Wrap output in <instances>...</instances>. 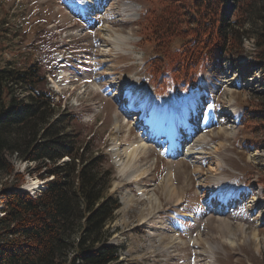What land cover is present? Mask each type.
I'll list each match as a JSON object with an SVG mask.
<instances>
[{"label": "rangeland", "instance_id": "1", "mask_svg": "<svg viewBox=\"0 0 264 264\" xmlns=\"http://www.w3.org/2000/svg\"><path fill=\"white\" fill-rule=\"evenodd\" d=\"M102 1L100 9L92 10L95 13L87 9L95 15L90 23H99V30L86 32L78 26L79 11L84 9L78 0H0V64L37 63L40 87L54 93L56 114L63 117L67 130L88 151L104 154L111 165L108 193L120 206L105 229L111 234L109 242L118 248V261L264 264V122L255 117L257 99L262 101L264 95V68L251 54L252 39L243 41L242 54L224 53L206 68L196 67L189 86L171 85L167 94L155 95L176 107L171 124L180 126L175 129L180 139L186 121L200 127L199 107L209 105L191 138L202 152L193 157L173 153L169 137L160 140L161 134L157 137L151 130L147 153L122 171L116 160L126 161L123 149L142 139L146 122L132 125L133 112L124 116L115 93L124 85H147L154 91L147 81L146 62L161 68L166 58L156 50L157 37L148 20L165 3ZM124 3L136 7L132 15ZM185 16H192L188 8ZM106 26L112 37L120 38L119 47L105 37ZM171 39V48H177L178 38ZM27 94L19 91L20 97ZM226 107L234 110L233 121L220 117L226 116L219 112ZM244 109L250 123L235 124L234 117ZM227 124L233 127L224 131ZM11 160L20 175H3L0 188L7 179L10 188H26L35 195L40 188L29 189L35 178L41 181L39 186L51 179L42 177L34 162L16 156ZM15 182L19 187H14Z\"/></svg>", "mask_w": 264, "mask_h": 264}, {"label": "trees", "instance_id": "2", "mask_svg": "<svg viewBox=\"0 0 264 264\" xmlns=\"http://www.w3.org/2000/svg\"><path fill=\"white\" fill-rule=\"evenodd\" d=\"M160 1L164 8L148 22L166 63L160 68L146 62L147 81L157 95L167 94L171 85L194 83L196 67L200 71L224 53L242 54L247 39H252L251 54L264 68V0ZM187 8L192 16L184 18ZM171 36L178 38L175 49ZM39 72L35 62L0 64V180L20 175L12 156L34 162L42 177L51 176L33 196L10 188L7 179L0 188V264H129L118 261V248L105 229L120 206L108 193L111 165L67 130L56 114L54 93L40 87ZM21 90L28 94L20 97ZM262 99H257L255 116L261 123L264 95ZM240 120L250 123L246 109Z\"/></svg>", "mask_w": 264, "mask_h": 264}, {"label": "bare ground", "instance_id": "3", "mask_svg": "<svg viewBox=\"0 0 264 264\" xmlns=\"http://www.w3.org/2000/svg\"><path fill=\"white\" fill-rule=\"evenodd\" d=\"M81 2H82L83 8H85L86 10L87 9L91 10L90 13H95L92 10L100 9L103 6L102 0H81ZM123 8L130 9L131 15L133 13L132 11L136 9V7L133 4H125V3L123 4ZM104 29H105L104 30L105 37L111 40V42H113V44H115L116 47H119L120 38L117 35L112 37L110 30L107 28V26ZM122 39H123V36H122ZM226 82L227 81L225 79V83ZM115 94H116V98L119 97L118 99H121L120 102H122L121 104H123L122 105L123 108L127 109L129 112L130 111L133 112L132 113L133 117L131 119L132 122L140 123V120L137 121V119L141 117L144 118L145 119L144 122H146L141 132L143 135L142 139H139L138 141L136 140L135 142L130 143L128 146H126L123 149L124 156H126L127 158L126 161L123 162L119 159L116 160V163L121 168L120 170L124 171L127 168V166H130L129 164H131L132 161L137 160L138 156L142 154L144 155L147 153V150L149 148H148V143L146 141V138L149 137L147 135H149V132L151 130L152 131L156 130L155 132L157 133V135L161 134L160 136L162 137L164 135L169 137L170 149L173 151V153L178 152L182 156H185V157L192 156L193 157V155L199 154L202 152L201 150H197V148L195 149V145H197L196 143L197 140L193 142L191 141L192 134L195 132L196 129H198L197 124H195V122H193L192 120H189V122L186 121L187 125L185 127L186 129L185 135L182 137V139L178 138L179 136L177 137L176 135L177 130L175 129H177V127H180V126L171 124L172 119H173L172 117L175 116L174 114L177 111L176 107L167 100H164V101L157 100L156 97L153 95L150 87H148L147 85H137L135 87H131V85H128V86L124 85L123 87H121L120 91L119 90L116 91ZM165 111L168 113L167 115L166 114L164 115ZM219 112L224 115L230 114L233 117L234 110H232V108L226 107L220 110ZM231 127H233V125L227 124V126L224 125L222 129L223 130L230 129ZM164 130H165V133H164ZM160 136L158 135L157 137H160ZM185 139L187 140V142L180 143L181 142L180 140H185ZM157 140L155 139L152 141H157ZM35 179L37 180V182H32L29 185L30 190H34L38 186V182H41L39 181V179L37 178ZM33 192L34 191H32L31 193ZM153 199L155 202L158 201V198L154 197Z\"/></svg>", "mask_w": 264, "mask_h": 264}, {"label": "water", "instance_id": "4", "mask_svg": "<svg viewBox=\"0 0 264 264\" xmlns=\"http://www.w3.org/2000/svg\"><path fill=\"white\" fill-rule=\"evenodd\" d=\"M21 190H25V191H26L27 189H26V188H24V189H21Z\"/></svg>", "mask_w": 264, "mask_h": 264}]
</instances>
